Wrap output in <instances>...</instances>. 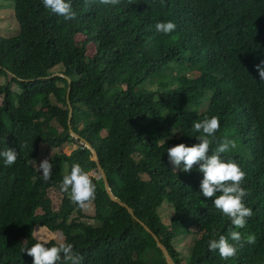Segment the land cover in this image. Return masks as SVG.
<instances>
[{
  "label": "trees",
  "instance_id": "1",
  "mask_svg": "<svg viewBox=\"0 0 264 264\" xmlns=\"http://www.w3.org/2000/svg\"><path fill=\"white\" fill-rule=\"evenodd\" d=\"M70 4L75 15L66 21L40 0H13L18 32L0 36V76L9 77L0 83V151L17 152L12 165L0 164V264H31L21 248L39 240L35 225L59 231L81 264H167L143 225L174 264H264V82L253 67L264 58V0ZM164 20L176 28L156 32L154 23ZM56 65L69 83L51 76ZM10 82L19 90L12 91ZM211 115L219 127L209 151L222 137L232 139L235 146L221 155L245 174L243 203L253 214L240 229L199 193L196 164L186 172L173 168L165 152L176 143H197L190 125ZM69 125L96 151L112 193L134 216L109 198L101 177L90 175L96 185L92 223L59 190L73 163L87 172L96 167ZM41 143L58 149L47 181L30 163ZM65 143L75 148L65 153ZM50 188L61 192L56 208ZM230 230L241 234L240 242L230 241L235 255L221 259L207 250V239ZM178 238H191L183 256ZM57 264L70 261L61 257Z\"/></svg>",
  "mask_w": 264,
  "mask_h": 264
},
{
  "label": "clouds",
  "instance_id": "2",
  "mask_svg": "<svg viewBox=\"0 0 264 264\" xmlns=\"http://www.w3.org/2000/svg\"><path fill=\"white\" fill-rule=\"evenodd\" d=\"M102 2L114 4L116 0H102ZM40 3L50 13L66 21L75 15L70 0H40ZM175 28L176 25L171 20L154 23V30L162 34H167ZM253 67L259 76V82H264V58L258 60ZM190 127L198 142L191 145L180 142L165 148L169 162L174 168L178 167L185 172L196 164L197 170L202 173L198 183L199 193L204 197H211L213 207L228 218L233 229L242 228L246 218L253 214L252 210L243 203L247 195L241 186L245 174L234 160L223 158L221 155L235 146L234 141L228 137H222L215 149L209 151L210 138H213L219 127L216 115L205 116L198 121L193 120ZM16 159L15 150L5 147L0 151V164L10 166ZM33 165L36 171H39L42 180L47 181L51 169L49 159L43 158L38 164ZM58 187L61 192L67 191L71 201L78 207H86L94 197L96 185L92 183L87 171L83 170L79 164L73 163L67 173L62 176ZM230 241L240 242V232L230 230L227 236L220 234L215 238H209L206 241V247L209 251L215 250L219 257L224 259L236 253V244ZM253 241L254 236L249 234L247 242ZM21 251L31 256V264H57L61 257L65 261H70V264H81L82 260L81 256L74 252L72 243L65 242L62 238L50 245L49 239L41 236L31 246L22 247Z\"/></svg>",
  "mask_w": 264,
  "mask_h": 264
},
{
  "label": "rangeland",
  "instance_id": "3",
  "mask_svg": "<svg viewBox=\"0 0 264 264\" xmlns=\"http://www.w3.org/2000/svg\"><path fill=\"white\" fill-rule=\"evenodd\" d=\"M17 32H18V24L13 15V0H0V36H12V35H15ZM76 39L81 40V37L77 36ZM4 52L5 51H2L3 59L5 61H9V57ZM92 52H93L92 49H88L86 53L89 56L92 54ZM7 65H10V63L7 62ZM51 71L53 73H61L60 72L61 66L56 65L52 67ZM195 75H196V72H190L189 74V76H192V77H194ZM7 81H9L8 76L6 77L0 76V83H4ZM145 87H149V84L146 83ZM10 88L12 91L19 90L17 85L14 82H10ZM0 100H1V97H0ZM102 133H104V131H102ZM73 148H75L74 143H65L62 145L61 150L64 151L65 153H69ZM57 151L58 149L50 148L48 146H45V144L41 143L39 146L38 155L34 159H32L30 163L32 165L38 164L39 161L43 158H47L50 161L53 155L55 154V152ZM33 166L35 167V165ZM88 173L89 175H95V176L97 175V173H93L92 171ZM48 196L52 202V206L56 208L58 204L60 203L61 192L58 189L50 188L48 190ZM83 212L87 215V218L84 217L82 218V220L88 223H92L93 220L91 219V217L93 215V205L91 201L87 203L86 207H83ZM159 212L161 214L163 221L168 219L169 212L165 204L161 205V207L159 208ZM33 235L37 239H40L41 236H44V237H47L49 240H54L55 242H57L61 238L63 239V235L59 231H49L46 227L38 226V225L34 226ZM190 241H191V238L190 239L178 238L176 249L179 251L180 254H182L181 256L187 254L188 249H189L188 245Z\"/></svg>",
  "mask_w": 264,
  "mask_h": 264
},
{
  "label": "water",
  "instance_id": "4",
  "mask_svg": "<svg viewBox=\"0 0 264 264\" xmlns=\"http://www.w3.org/2000/svg\"><path fill=\"white\" fill-rule=\"evenodd\" d=\"M53 75H60V76H63L67 79L68 83L70 82V79L69 77H67L66 75L62 74V73H53L51 76ZM70 113H71V107L69 106V113H68V123L70 121ZM69 133L71 136H73L75 139H78L79 142L83 143L85 146H87L91 153H92V157L96 163V167L95 169L91 170L93 173H97L96 177H101L102 180H103V184H104V188H105V191L107 193V195L109 196V198L112 200V201H115L117 202L118 204H120L121 206L125 207L127 209V211L132 215H133V212H132V209L130 207H128L124 202L120 201L117 199V197L112 193L109 185H108V182H107V178H106V175H105V172L103 170V168L101 167L100 163H99V160H98V157H97V154H96V151L91 147V145L89 144L88 141H86L84 138L80 137L77 133H75L71 128H70V125H69ZM144 228L149 231L155 242H156V246L161 250L163 256L165 257V261L167 264H174L171 256L169 255L166 247L160 242V240L157 238V236L155 234H153L150 229L148 227H146L145 225H143Z\"/></svg>",
  "mask_w": 264,
  "mask_h": 264
},
{
  "label": "crops",
  "instance_id": "5",
  "mask_svg": "<svg viewBox=\"0 0 264 264\" xmlns=\"http://www.w3.org/2000/svg\"><path fill=\"white\" fill-rule=\"evenodd\" d=\"M38 228V227H37Z\"/></svg>",
  "mask_w": 264,
  "mask_h": 264
}]
</instances>
